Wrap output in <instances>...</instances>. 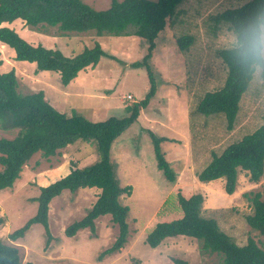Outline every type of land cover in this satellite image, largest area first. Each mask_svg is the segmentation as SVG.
<instances>
[{"label":"rangeland","instance_id":"374dc122","mask_svg":"<svg viewBox=\"0 0 264 264\" xmlns=\"http://www.w3.org/2000/svg\"><path fill=\"white\" fill-rule=\"evenodd\" d=\"M82 1L96 10L106 9L110 4V0ZM247 1L184 0L177 15L156 38V47L147 61L155 81V92L136 121L110 148V161L118 185L131 188L129 195L121 196V202L129 207L125 245L115 253L102 254L117 236V228L107 215L95 220L93 232L83 229L72 237L64 235L65 227L82 218L91 207L99 192L94 187L73 193L65 190L50 201L51 239L47 244L40 224H32L20 239H8L11 232L35 214L37 203L31 199L39 194L42 184L64 176L74 166L82 168L98 161L96 143L77 140L49 158L35 153L23 166L11 189L0 191V216L5 220L0 226V238L5 244L18 248L20 264H174L173 259L190 264H219L222 255L201 252L200 243L193 238H166L156 248L146 245V234L156 222L182 215L177 203L179 194L184 197L201 194L202 216L214 219L219 230L235 244L240 246L251 239L264 248L262 237L245 219L252 213L245 194L262 192L264 176L252 182L246 171L237 169L235 189L230 195L224 191V178L200 182L196 177L210 161L212 153H221L226 146L264 122V77L260 74L252 76L231 128L227 127L222 114L205 116L196 111L203 95L219 89L226 75L218 52L228 48L230 30L224 23H215L213 17ZM15 27L21 37L32 44L40 41L42 32L22 22ZM54 32V28H50L43 34L53 36ZM181 36L192 39L185 50L176 43ZM47 39L46 47H60L64 55L90 48L95 42L109 55L95 67L82 70L68 87L61 85L55 72L36 73L35 64L11 58L5 61L3 69L12 68L17 73L18 92L42 91L45 100L59 112L71 115L75 111L89 121L119 118L127 114V106L144 97L150 86L146 68L130 67L131 63L142 61L146 54L147 42L138 36L89 33ZM16 132V129L0 130V137L13 138ZM150 132L167 139L161 142L160 148L175 175L172 183L156 166Z\"/></svg>","mask_w":264,"mask_h":264},{"label":"trees","instance_id":"16d2710c","mask_svg":"<svg viewBox=\"0 0 264 264\" xmlns=\"http://www.w3.org/2000/svg\"><path fill=\"white\" fill-rule=\"evenodd\" d=\"M183 1L110 0L108 8L96 10L82 0H0V25L21 19L30 29L47 33L48 29L54 28V35L59 36L93 33L95 36H138L146 40V54L142 61H135L130 67L146 68L150 83L144 97L127 106L125 116L89 121L75 111L71 115L59 112L45 100L42 91L27 94L18 92L14 69L0 72V130H17L13 138L0 137V191L12 187L23 166L35 153L49 158L79 140L94 141L99 155L95 163L82 168L74 166L66 175L39 187V194L31 199L37 203L35 214L11 232L8 239H20L32 224H40L44 228L47 244L51 239L48 227L50 201L65 190L73 193L78 189L94 187L99 189V193L91 207L82 218L65 227L64 235L72 237L82 229L93 232L95 220L107 215L117 228V236L102 254L115 253L125 245L129 207L121 202V196L129 195L131 188L118 185L110 161V148L113 141L136 121L140 110L148 105L155 92V81L147 61L156 47V38L177 15V9ZM252 7L253 0H249L235 8L223 10L213 18L215 23H224L230 30L231 24L241 20ZM0 42L13 50L15 61L35 64L36 73H57L63 86L68 85L78 72L95 67L102 58L109 56L98 42L90 48L84 47L73 56H66L59 49L32 45L6 26H0ZM191 42V36L176 39L181 50L187 49ZM218 55L226 69L223 85L213 92L205 93L196 111L205 116L222 114L227 127L231 128L239 101L253 75L242 72L234 63L228 48L219 50ZM149 134L153 140L156 166L165 179L172 183L175 175L160 148L161 142L167 139L156 137L151 132ZM237 169L246 171L252 182L264 176V122L253 132L226 146L221 153H212L210 161L196 177L200 182L224 178V191L230 195L235 189ZM245 196L252 208V213L245 218L246 223L264 241V187L262 192H251ZM202 202L203 196L199 193L189 197L179 194L177 203L182 215L170 221L156 222L146 234V245L156 248L166 238L185 236L197 240L201 252L222 255L219 264H264V248L251 239L240 246L235 244L219 230L214 219L202 216ZM4 222L0 216V226ZM173 262L190 264L181 259H173ZM0 264H20L18 248L5 244L1 238Z\"/></svg>","mask_w":264,"mask_h":264},{"label":"clouds","instance_id":"9594fccd","mask_svg":"<svg viewBox=\"0 0 264 264\" xmlns=\"http://www.w3.org/2000/svg\"><path fill=\"white\" fill-rule=\"evenodd\" d=\"M227 47L242 72L264 75V0H253L248 13L231 24Z\"/></svg>","mask_w":264,"mask_h":264},{"label":"crops","instance_id":"0c3cea01","mask_svg":"<svg viewBox=\"0 0 264 264\" xmlns=\"http://www.w3.org/2000/svg\"><path fill=\"white\" fill-rule=\"evenodd\" d=\"M19 22H22V25H24V22L21 20V19H16V20H14V21H12L11 23H2L0 26H6V27H9V28H11V29H13L19 36H21V33L18 31V30H16V27H15V25L16 24H18ZM39 36H41L40 38V41L39 42H37L36 44H32L31 42H29L28 40H26V39H24L23 37V39L24 40H26L28 43H30V44H32V45H37V44H41L42 46H44L45 48H53L54 49V47L53 46H48V47H46V43H47V38H49V37H51L53 40H55L56 38L59 40V38H61V36H57V35H53V36H47L46 34L44 35L43 33H42V35L40 34ZM58 49L61 51L62 49L60 48V47H58ZM62 52V51H61ZM64 54V53H63ZM76 54V53H75ZM75 54H73V55H75ZM73 55H70V56H73ZM66 56H69V55H66ZM13 57H14V52H13V50L11 49V48H9L7 45H5V44H3V43H1L0 42V59L2 60V63H1V66H0V72H7V71H9L8 69H3V67L5 68V65H6V60H8V59H13ZM14 60V59H13ZM10 69H12V68H10ZM41 72H43L44 73V71H40V73ZM80 72H82V71H80ZM80 72H78V74H77V76L74 78V80H76L77 79V77L79 76V73ZM57 74V73H56ZM15 75H17V73L15 72ZM17 78V77H16ZM71 82H73V80L71 81ZM70 82V83H71ZM69 83V84H70ZM69 84L66 86V87H68L69 86ZM51 104V103H50ZM52 105V104H51ZM54 107V106H53ZM55 108V107H54ZM56 109V108H55ZM162 137H164V136H162ZM164 138H166V137H164ZM115 141V140H114ZM163 142H165V141H163ZM162 142V143H163ZM72 146V145H71ZM112 147V146H111ZM65 149V148H64ZM110 152H111V150H110ZM164 152V151H163ZM111 154V153H110ZM67 173H69V171L67 172ZM66 173V174H67ZM65 174V175H66ZM61 178V177H60ZM19 178H17L15 181H14V183L18 180ZM59 179V178H58ZM57 180V179H56ZM55 180H53V181H50V182H48V183H46V184H42L43 186H46V185H48V184H50V183H52V182H54ZM14 183H13V185H14ZM41 185V186H42ZM7 189V188H6ZM8 189H11V188H8ZM4 190V189H3ZM99 193V192H98ZM97 193V194H98ZM96 194V195H97ZM58 197V196H57ZM55 198V197H54ZM53 198V199H54ZM95 198H96V196H95ZM95 200V199H94ZM94 202V201H93ZM179 218V217H178ZM168 221H170V220H168ZM83 230V229H82ZM80 231V230H79ZM78 232V231H77ZM76 232V233H77ZM165 240V239H164Z\"/></svg>","mask_w":264,"mask_h":264}]
</instances>
